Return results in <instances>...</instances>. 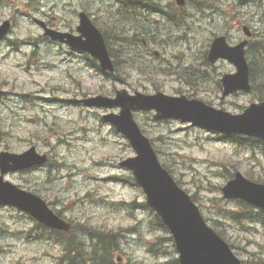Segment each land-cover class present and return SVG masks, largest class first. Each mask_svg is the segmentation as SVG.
I'll return each mask as SVG.
<instances>
[{
    "label": "rangeland",
    "instance_id": "1",
    "mask_svg": "<svg viewBox=\"0 0 264 264\" xmlns=\"http://www.w3.org/2000/svg\"><path fill=\"white\" fill-rule=\"evenodd\" d=\"M115 1L110 7L117 4ZM142 1L153 7V0ZM165 1L175 4V0ZM222 1L226 12L228 7H233L235 19L230 23L220 11L213 12L210 8L197 13L189 6L185 13L176 12L179 25L169 27L171 22L168 21L166 34L157 35L156 39L146 34L150 41L148 48L130 47L129 41L122 40L110 45L120 65V82L98 74L85 61L84 54L68 52L70 49L66 46L46 42L36 22V19L44 20L53 27L75 31L81 11H86L96 21L101 16L98 9H106L105 5L113 2L4 0L0 4V24L6 19L12 21L11 32L0 42V86L6 91L0 97V129L5 133L0 151L20 153L35 145L51 159L50 166L12 173L6 178L42 196L68 218L91 217L88 224L93 228L101 223H106V230L134 225L137 233L124 231L125 239L121 243L124 257L120 263L162 264L173 260L176 254L170 242L165 243L167 255L158 257L149 251L150 244L158 237L168 236L162 230L150 229V211H133L136 216L132 219L128 212L114 206L122 200L145 202L143 191L124 181V176L131 173L119 165L134 155L129 142L103 121V109L74 105L69 99L112 95L115 89L121 88L145 93L162 90L170 95L200 98L233 113L242 112L252 102L259 101V96H264V89L257 91V95L241 92L222 99L218 81L223 74L234 72L235 67L227 61L208 64L206 55L213 38L219 34L228 35L232 44L244 39L243 25L255 32L252 40L264 39V0L248 1L243 6H239V1L235 6V0ZM215 2L220 5L219 0ZM106 15L97 22L105 23L102 26L110 35L114 32L124 35L127 26L122 28L124 23L118 22L116 29H112L116 26L112 19L114 14L108 11ZM231 23L234 24L231 26ZM129 24L140 29L133 22ZM156 51L162 56H154ZM251 60L256 84L263 88L264 84L260 83H264V63L256 54ZM152 114L139 112L136 120L160 151L161 162L171 169L184 188L197 194L204 215L214 220L221 219L219 211H241L237 200L224 198L216 187L226 183L223 166H229L233 172L246 175L249 172L248 177L264 176V156L177 120H154ZM245 213L240 212L241 216ZM221 220L220 224L208 222L222 230L230 244L235 243L236 254L242 262L264 264L261 218L254 224L243 221L245 225L225 218ZM35 225L27 214L0 206V264H54L60 248L46 239L36 238Z\"/></svg>",
    "mask_w": 264,
    "mask_h": 264
},
{
    "label": "water",
    "instance_id": "2",
    "mask_svg": "<svg viewBox=\"0 0 264 264\" xmlns=\"http://www.w3.org/2000/svg\"><path fill=\"white\" fill-rule=\"evenodd\" d=\"M10 21L0 26V38L8 33ZM76 37L47 30L54 38L64 40L75 47L89 51L97 57L104 69L113 70V63L101 33L82 14ZM86 37V39H84ZM243 42L237 47H230L226 37L217 38L212 46L209 59L215 62L224 57L233 61L238 73L223 79L224 96L239 89L249 91V68L244 58ZM86 105L122 108L120 114H109L104 118L112 122L119 131L130 140L137 157L125 160L121 164L134 171L135 179L147 193L148 204L158 210L174 235L182 264H242L233 253L229 244L204 222L199 208L190 195L181 189L169 173L160 165L150 140L142 133L134 121V110L155 109L156 119L175 118L183 122L191 121L209 129H218L228 134L241 133L264 139V103L253 104L245 113L232 115L216 110L203 101L189 99L186 96L175 97L164 93L145 95L137 92L131 95L127 90H120L116 98L97 96L82 100ZM47 156L38 155L33 147L24 154L2 152L0 167L2 174L42 164ZM227 196L242 198L264 208V185L257 184L243 177L241 173L223 189ZM0 198L29 211L46 226L68 229L69 225L59 218L39 196L23 191L0 175Z\"/></svg>",
    "mask_w": 264,
    "mask_h": 264
},
{
    "label": "trees",
    "instance_id": "3",
    "mask_svg": "<svg viewBox=\"0 0 264 264\" xmlns=\"http://www.w3.org/2000/svg\"><path fill=\"white\" fill-rule=\"evenodd\" d=\"M240 140H241V143L243 140H246V141H249V142H252V143H260L264 146V142H261L259 140H256V139H250V138H244V137H239ZM262 151L264 152V147H262ZM262 181H264V179H260ZM137 204L139 203H136V202H132L130 203V206H136ZM126 205H128L126 203ZM244 205V208L246 209V211L248 212V214H254L255 213V216L257 218H250L251 216H246V217H242L241 214L239 212H235L234 210H225L223 212V217L225 219H228V220H231V221H235V222H242V221H246V219L250 220V222H258V218L261 216V214L263 213V211H256L254 208H252L251 206H249L248 204H243ZM131 208V207H129ZM156 229H162L164 228V225H163V222L162 220L160 219V217H156ZM99 235H105V234H102V233H99ZM107 235V234H106ZM109 236H113V234H109Z\"/></svg>",
    "mask_w": 264,
    "mask_h": 264
}]
</instances>
